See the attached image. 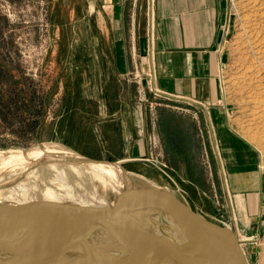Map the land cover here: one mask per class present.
<instances>
[{"label": "rangeland", "instance_id": "obj_1", "mask_svg": "<svg viewBox=\"0 0 264 264\" xmlns=\"http://www.w3.org/2000/svg\"><path fill=\"white\" fill-rule=\"evenodd\" d=\"M91 3L0 0V198L37 203L46 200L44 194L52 187L49 190L54 188L58 198L69 201L121 203L125 191L116 185L118 173L109 172L110 177L92 173L86 168L89 163L79 164L75 170L71 166L77 162L55 154L2 163V158H10V150L59 146L89 161L119 164L141 193H150L151 188L169 191L197 213H206L207 219L223 225L208 212L214 205L225 211L227 207L218 199L215 162L207 158L206 146L185 143L187 149H197L198 160L193 154L182 161L167 160L163 154L158 121L165 100L151 89L148 79L147 29L140 33L144 49L142 44L137 51L139 60L120 76L112 61L115 49L109 43L113 33L97 30V17L88 12ZM230 4L233 15L221 84L230 108V128L258 156L263 184L260 232L248 236L256 243H247L245 248L247 252L254 249L249 264H264V0H230ZM148 6L146 0L142 5L146 25ZM135 34L128 33V38ZM129 41L135 52V42ZM124 79L134 88H123ZM125 98L133 106L138 137L146 139L148 154L140 159L123 158L121 121L110 117L107 110V102L117 108L118 99ZM198 122V134L203 138L208 128ZM207 147L210 152L211 145ZM53 164L59 167L52 168Z\"/></svg>", "mask_w": 264, "mask_h": 264}, {"label": "crops", "instance_id": "obj_2", "mask_svg": "<svg viewBox=\"0 0 264 264\" xmlns=\"http://www.w3.org/2000/svg\"><path fill=\"white\" fill-rule=\"evenodd\" d=\"M91 1L88 12L97 17V30L113 33L109 43L115 49L112 61L120 76L139 60L137 51L142 44L144 49L140 33L146 29L148 32L149 19L153 17L154 39L151 50L148 46L147 59L155 75L153 87L165 100L159 109L158 121L165 146L163 154L167 160L182 161L191 154L198 160L197 149H187L185 143L204 144L207 158L215 162L218 199L227 207L225 211L220 205H214L208 212L216 220L235 227L242 239L257 236L263 189L258 156L230 128V108L221 84L227 52L225 42L233 15L230 0H148L147 25L142 12L146 0ZM131 32L138 33L139 38L136 34L128 38ZM130 39L135 42V52L131 51ZM122 86L134 88L125 79ZM107 110L110 117L117 116L121 121L119 135L126 148L123 158L135 160L146 156V139L142 141L138 137L133 106L128 100L118 99L117 108L107 102ZM196 114L199 122L195 121ZM197 122L208 128L203 138L198 134ZM207 144L212 151L209 152ZM253 250H246L248 261L253 257Z\"/></svg>", "mask_w": 264, "mask_h": 264}, {"label": "water", "instance_id": "obj_3", "mask_svg": "<svg viewBox=\"0 0 264 264\" xmlns=\"http://www.w3.org/2000/svg\"><path fill=\"white\" fill-rule=\"evenodd\" d=\"M128 190L106 208L47 200L0 207V264H249L235 230L169 191Z\"/></svg>", "mask_w": 264, "mask_h": 264}, {"label": "bare ground", "instance_id": "obj_4", "mask_svg": "<svg viewBox=\"0 0 264 264\" xmlns=\"http://www.w3.org/2000/svg\"><path fill=\"white\" fill-rule=\"evenodd\" d=\"M9 153H10V158H8V159L5 158V157L2 158V163L3 164L13 163L15 161L20 162L21 159H25V158H28V157L29 158L30 157L41 158L45 154H55L59 158L64 159V160H72V159H74L75 161H77L78 164L77 163H75L77 165L72 164L71 168L75 169V170L80 167V166H78L79 164H86V162L83 161L84 158L82 159L78 154L74 153L73 151H70L68 149H65V148H62V147H59V146L53 147V146H50V145H46V146L34 147V148L29 149V150L15 149V150H10ZM86 165H87L86 168L89 169L90 172L91 171H92V173H93V171L100 172L103 175H105V177H110L109 172L118 173L116 175H119V179H118L119 182L117 181L116 185L117 186L118 185L121 186L122 189L125 192L129 191L128 189H130V191H132V189H134L133 188L134 185H133V181H132L131 175L128 174L121 166H119V164H109V163H106V162H100V163L89 162V164H86ZM51 167L52 168H58L59 166L56 165V164H53ZM61 173L64 175L65 174L64 170L63 171L61 170ZM57 177L58 176H56V179H57ZM51 188H49V189H51ZM49 189L44 194L45 195L44 198L47 201H50V202H57V201L60 202L61 201V202H64V203H71V204L83 206V207H86V208H106V207H108L107 204L105 203V201L102 200V199L101 200L99 199V201H97L95 203H93V202L92 203H79V202H74V201H69V200H65V199H62V198H58L55 195L56 193L54 194V192H53L54 188H53V191H51ZM57 189H58V187H57ZM20 195L22 196L21 193H20ZM94 195H95V193H94ZM24 196H25V194H24ZM26 196H27V194H26ZM9 198H0V207H2V206L5 207L7 209V211H9V212H14L13 210H15L13 205L10 204V202H15V203H18L19 205H22V206H24L27 203V202H25L23 200V198H22V200L19 198L17 201H14V199L10 200ZM27 198H30V197H27ZM100 198H102V197H100ZM26 201H27V199H26ZM2 211H5V210H2ZM229 228L235 230L234 229L235 227L234 228L230 227V225H229ZM150 253L151 252H149V250H146V254H144V255L145 256H147V255L151 256Z\"/></svg>", "mask_w": 264, "mask_h": 264}, {"label": "built area", "instance_id": "obj_5", "mask_svg": "<svg viewBox=\"0 0 264 264\" xmlns=\"http://www.w3.org/2000/svg\"><path fill=\"white\" fill-rule=\"evenodd\" d=\"M149 30H148V34H147V38H148V46L150 47V50H151V45H152V43H153V39H154V32H153V17H151L150 16V19H149ZM150 64V66H151V62L149 63ZM154 77H155V75H154V73H153V70L150 68V70H149V73H148V79H149V82H150V85H154ZM151 89H154L155 90V92H157V95L158 96H161V93L157 90V89H155L154 87H151ZM154 139V138H153ZM153 139H150V142H152V143H155V140H153ZM223 225H225V226H228V224H226V223H222ZM231 227V226H230ZM237 235H238V233H237ZM238 238H239V240H240V242H241V246H242V248H243V250L245 251V254H246V248H245V245L247 244V243H251V244H253L254 245V243H256L254 240H252V238H249V237H245L244 239H242L241 237H240V235H238ZM247 255V254H246Z\"/></svg>", "mask_w": 264, "mask_h": 264}, {"label": "trees", "instance_id": "obj_6", "mask_svg": "<svg viewBox=\"0 0 264 264\" xmlns=\"http://www.w3.org/2000/svg\"><path fill=\"white\" fill-rule=\"evenodd\" d=\"M0 69H2V68H0Z\"/></svg>", "mask_w": 264, "mask_h": 264}]
</instances>
